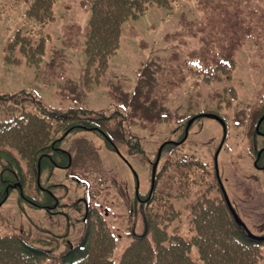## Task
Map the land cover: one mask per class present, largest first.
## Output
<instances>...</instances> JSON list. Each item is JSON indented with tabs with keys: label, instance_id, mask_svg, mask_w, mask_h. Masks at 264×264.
<instances>
[{
	"label": "rangeland",
	"instance_id": "374dc122",
	"mask_svg": "<svg viewBox=\"0 0 264 264\" xmlns=\"http://www.w3.org/2000/svg\"><path fill=\"white\" fill-rule=\"evenodd\" d=\"M24 9L22 2L0 0V119L11 120L24 112L69 114L45 142L55 144L56 152L59 147L68 150L73 157L67 175H76L91 187L67 183L72 178L65 179L66 171H56V182L65 180L71 186L66 200L81 203L83 211L84 196L92 199L91 208L103 214L110 209L107 222L118 241L115 264L133 241L124 222L129 219L135 183L125 161L106 146L104 136L140 172L144 193L150 189V167L160 147L164 149L157 192L162 189L161 193L177 198L183 188L186 198L175 201L182 215L175 225L184 238L192 239V204L196 199L197 203L223 200L214 169V156L224 138L222 126L204 117L194 123L184 141L187 123L198 115L218 113L225 120L228 137L219 154L221 180L249 230L264 236V170L254 166L264 148V139L255 133L264 113V0H178L165 8L155 4L123 24L120 50L102 71L91 68L92 82L86 77L92 17L88 1L58 0L53 22L38 32L28 27ZM18 31L27 34L21 43L28 45L27 53L35 56L38 65L19 54V40L12 38ZM224 55L237 66L231 80L214 76L213 81L225 79L221 84L206 83L205 67L189 66L196 57L213 65ZM226 87L234 88L236 98L231 97L233 103L225 108L216 96ZM84 125L99 127L95 134L79 132ZM184 159L194 162L190 173L175 169ZM260 166L263 169L264 156ZM71 215L72 230L65 232L77 245L84 236L82 212ZM52 223L44 213L21 203L15 192L0 209V235L22 236L27 244L52 249L55 257L44 264H61L60 256L68 249L62 248L69 243L63 240L54 246L57 230ZM63 227L61 223L57 229ZM261 246L258 264H264ZM192 249V259L204 264L200 249Z\"/></svg>",
	"mask_w": 264,
	"mask_h": 264
},
{
	"label": "trees",
	"instance_id": "16d2710c",
	"mask_svg": "<svg viewBox=\"0 0 264 264\" xmlns=\"http://www.w3.org/2000/svg\"><path fill=\"white\" fill-rule=\"evenodd\" d=\"M88 1L93 16L87 37V56L89 65L102 71V66L106 67L111 56L118 50L123 22L138 17L149 5L158 3L165 7L177 0ZM31 2L28 18H31L34 25L41 26L52 21L55 0H31ZM21 39H18L17 45L20 44L21 49L27 52L28 45L21 43L24 41ZM26 54L35 58L32 53ZM16 118L0 120V148L19 149L25 155L31 168V174L24 178L28 181L36 171L34 163L39 161L44 151L47 153L52 149V145L47 146L45 150L40 148L38 152L35 148L46 143V138L53 130L52 125L47 123L44 127L41 122L44 120L36 115L25 113L22 117ZM0 162L10 169L0 180L1 202L7 195L5 188L14 184L17 175L12 166L13 160L7 161L1 157ZM178 164L175 169L191 172L190 162L183 161L182 164ZM175 177L174 174L171 176L172 179ZM154 199L158 208H154L147 216L137 221L139 226H145V232L135 237L134 242L123 254L120 264H196L191 257V242L169 232L171 224H168V221L172 219L169 211L172 207L168 210L166 205H162L161 197L154 196ZM140 210L145 211V208ZM193 215L192 226L195 231L193 243L201 249V259L204 260V264L259 262L263 242L251 239L245 229L236 224L224 200L198 202L193 208ZM88 217L90 218L88 232L83 243L64 253L62 264H114L116 241L104 215L95 209ZM48 258H51L49 251L27 244L22 236L0 235V264H44Z\"/></svg>",
	"mask_w": 264,
	"mask_h": 264
},
{
	"label": "flooded vegetation",
	"instance_id": "af4514ba",
	"mask_svg": "<svg viewBox=\"0 0 264 264\" xmlns=\"http://www.w3.org/2000/svg\"><path fill=\"white\" fill-rule=\"evenodd\" d=\"M55 186H56L55 184H51V185H49L48 188L44 189L45 192L47 194H49V199L46 200L45 203H38L37 202V204H36L37 207L45 208L46 210H48V212H50L52 214L53 213L58 214V211H57L58 207L60 206V204H62L61 201L58 198H56L55 191L53 190V188L54 189L56 188Z\"/></svg>",
	"mask_w": 264,
	"mask_h": 264
},
{
	"label": "water",
	"instance_id": "95a60500",
	"mask_svg": "<svg viewBox=\"0 0 264 264\" xmlns=\"http://www.w3.org/2000/svg\"><path fill=\"white\" fill-rule=\"evenodd\" d=\"M209 117H213V118H217L223 125H224V129L226 130V126H225V123L220 119V118H218L217 116L215 117V116H211V115H209ZM263 119H264V117H263ZM262 119V120H263ZM158 164V163H157ZM157 164L155 165V167H154V171L156 170V167H157ZM156 172V171H155ZM226 200H227V202L229 203V206H230V209H231V211H232V213H234V217H235V220L237 221V223L238 224H240V225H244L245 226V224H243L242 222H241V220H240V218L238 217V215H237V213H235V211H234V209H233V207H232V204L229 202V200H228V197H227V195H226Z\"/></svg>",
	"mask_w": 264,
	"mask_h": 264
}]
</instances>
